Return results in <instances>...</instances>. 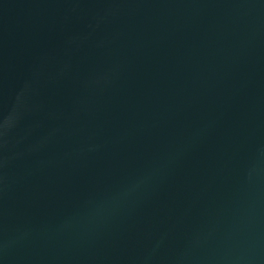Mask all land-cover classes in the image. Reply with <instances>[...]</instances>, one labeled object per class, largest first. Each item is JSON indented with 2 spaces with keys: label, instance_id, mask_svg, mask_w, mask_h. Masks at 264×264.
I'll list each match as a JSON object with an SVG mask.
<instances>
[{
  "label": "water",
  "instance_id": "95a60500",
  "mask_svg": "<svg viewBox=\"0 0 264 264\" xmlns=\"http://www.w3.org/2000/svg\"><path fill=\"white\" fill-rule=\"evenodd\" d=\"M0 264H264V0H0Z\"/></svg>",
  "mask_w": 264,
  "mask_h": 264
}]
</instances>
